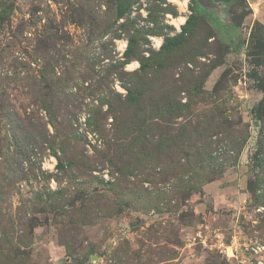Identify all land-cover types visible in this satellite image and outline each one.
<instances>
[{"label":"rangeland","instance_id":"374dc122","mask_svg":"<svg viewBox=\"0 0 264 264\" xmlns=\"http://www.w3.org/2000/svg\"><path fill=\"white\" fill-rule=\"evenodd\" d=\"M263 98L264 0H0V264H264Z\"/></svg>","mask_w":264,"mask_h":264},{"label":"trees","instance_id":"16d2710c","mask_svg":"<svg viewBox=\"0 0 264 264\" xmlns=\"http://www.w3.org/2000/svg\"><path fill=\"white\" fill-rule=\"evenodd\" d=\"M263 106H264V98L260 101L259 105L254 109V119L256 123H258Z\"/></svg>","mask_w":264,"mask_h":264},{"label":"built area","instance_id":"2783aa9c","mask_svg":"<svg viewBox=\"0 0 264 264\" xmlns=\"http://www.w3.org/2000/svg\"><path fill=\"white\" fill-rule=\"evenodd\" d=\"M221 247H222V250L224 249V251H225V249H226V251L229 249H231V247L229 246V245H225L224 244V242H221ZM232 250V249H231ZM233 251V250H232ZM228 253V252H227Z\"/></svg>","mask_w":264,"mask_h":264},{"label":"bare ground","instance_id":"6f19581e","mask_svg":"<svg viewBox=\"0 0 264 264\" xmlns=\"http://www.w3.org/2000/svg\"><path fill=\"white\" fill-rule=\"evenodd\" d=\"M180 2V1H179ZM181 4H182V6L184 7V5H185V2H180ZM184 17H180L179 19H178V24H181V23H183L184 22Z\"/></svg>","mask_w":264,"mask_h":264}]
</instances>
